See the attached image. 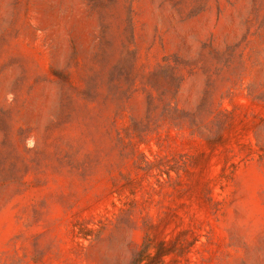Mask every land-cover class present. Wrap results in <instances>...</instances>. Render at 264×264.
<instances>
[{"label": "rangeland", "instance_id": "obj_1", "mask_svg": "<svg viewBox=\"0 0 264 264\" xmlns=\"http://www.w3.org/2000/svg\"><path fill=\"white\" fill-rule=\"evenodd\" d=\"M264 264V0H0V264Z\"/></svg>", "mask_w": 264, "mask_h": 264}, {"label": "trees", "instance_id": "obj_2", "mask_svg": "<svg viewBox=\"0 0 264 264\" xmlns=\"http://www.w3.org/2000/svg\"><path fill=\"white\" fill-rule=\"evenodd\" d=\"M167 254L165 249H161L156 254H153L147 248L143 252L136 254L131 264H166L165 256Z\"/></svg>", "mask_w": 264, "mask_h": 264}]
</instances>
